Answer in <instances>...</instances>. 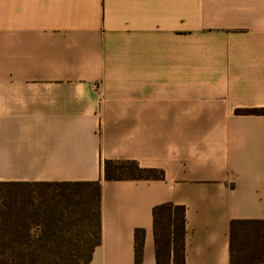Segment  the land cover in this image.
<instances>
[{
    "label": "crops",
    "instance_id": "obj_1",
    "mask_svg": "<svg viewBox=\"0 0 264 264\" xmlns=\"http://www.w3.org/2000/svg\"><path fill=\"white\" fill-rule=\"evenodd\" d=\"M264 0H0V183L102 182L90 264L156 263L153 209H186V264H230L264 220ZM106 160L162 180L104 179Z\"/></svg>",
    "mask_w": 264,
    "mask_h": 264
},
{
    "label": "trees",
    "instance_id": "obj_2",
    "mask_svg": "<svg viewBox=\"0 0 264 264\" xmlns=\"http://www.w3.org/2000/svg\"><path fill=\"white\" fill-rule=\"evenodd\" d=\"M264 115V109H238ZM104 179L162 180L136 161L106 160ZM102 182L0 183V264H90L102 243ZM157 264H186V209H153ZM145 232L135 231V264H143ZM230 264H264V220L230 223Z\"/></svg>",
    "mask_w": 264,
    "mask_h": 264
}]
</instances>
